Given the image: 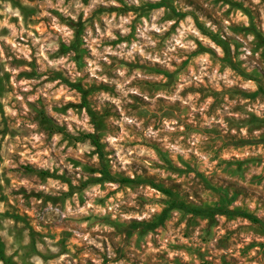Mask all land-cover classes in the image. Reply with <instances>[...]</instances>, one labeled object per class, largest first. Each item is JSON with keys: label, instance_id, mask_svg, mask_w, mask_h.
Listing matches in <instances>:
<instances>
[{"label": "rangeland", "instance_id": "rangeland-1", "mask_svg": "<svg viewBox=\"0 0 264 264\" xmlns=\"http://www.w3.org/2000/svg\"><path fill=\"white\" fill-rule=\"evenodd\" d=\"M82 2L87 6L88 0ZM117 3L123 6H100L92 15L117 13L126 18L127 12H132L136 18L124 25L130 28L127 34L116 28L111 31L115 39L101 38L100 47L112 51L104 53L105 60L100 64H107L108 69L123 67L126 75L141 72L144 79L139 88L149 92L164 91L154 104L150 105L142 95L128 93L131 103L126 108L118 106L112 103V99L119 96L116 86L122 78H118V72L106 70L105 79L97 80L90 71H83L95 57L94 49L85 46V24L90 25L91 17L86 22L82 12L76 21L61 18L63 27L69 28L72 36L63 38L51 55L45 52L48 60L63 59V64H57L56 68L48 66L43 56L37 57L31 42L25 43L19 37L13 40L14 44L27 48L25 58L23 51L13 55L9 51L12 45L0 41L5 53L0 57V176L4 186H11L13 181L18 184L8 195L0 186V206L6 208L0 213V230L7 220L13 222L11 229L15 230L17 238L27 230L33 251L37 239L59 237L57 244L62 255L68 250L67 243L74 238V229L65 223L66 218L61 213L71 212L75 205L81 210L80 222L97 229L95 233L82 230L83 234L102 237L103 253L94 246H89L91 251L84 250L77 239L73 247L80 251L73 253L74 264H80L78 256L86 264H109V256L115 264H169V252L182 253L172 256L171 264H248L246 258L264 260V144L258 143L264 140V97H248L259 86L264 87V9L253 12L244 7L243 0H147L140 8L129 7L124 0ZM11 4L20 9L23 22L38 40L48 32V18L35 19L38 9L24 7L20 0H11ZM151 4H162L164 14H160L162 8L150 9ZM49 11L50 15L59 16L55 10ZM240 15L245 19L240 20ZM141 17L145 21L151 17L156 19L144 24L141 28L144 34L138 35ZM3 19L0 16V23ZM9 23L15 25L17 18L11 17ZM162 23H167L163 34L151 27V24L159 27ZM99 25L101 31L109 27L103 21ZM51 31L56 32V28ZM184 33L193 36L199 33L195 39L188 37L196 48L190 52L182 49L188 52L186 57L177 56L175 60L162 63L166 59V39L176 35L183 42ZM8 35V28H0V36ZM95 35L93 31V39ZM211 36L223 46H218ZM236 36L241 39L237 40ZM249 36L251 40L247 39ZM133 43L139 51H132L131 58H126ZM120 45L123 47L118 48ZM152 48L160 53L156 59L145 51ZM217 48L223 53L219 59ZM95 51L99 52L100 48ZM7 56H12V60L5 64ZM241 56L245 58L240 59ZM197 58L201 67L211 61H215V67L212 71L205 67L203 74L198 73L196 67L187 72ZM41 75L47 76V80L33 83L39 81ZM181 75L186 79L199 75L200 80L181 86L184 85ZM228 81L232 83L226 85ZM25 84L30 91L21 95ZM46 84L54 86L50 90L54 92V104L46 103L48 94L45 92L35 101L27 100L25 107L29 111L23 116L18 102L12 107L10 97L14 91L23 100L27 95H36V89ZM249 84L251 87H246ZM102 93L109 99H103ZM173 95L178 99H171ZM189 96L195 97L194 101L185 103ZM126 111L133 114L129 119L135 118L137 113L140 117L147 116L151 123L144 121L141 126L152 127L157 138H141L131 127H125L120 121L121 113L126 114ZM9 112L16 115L11 116ZM161 123L173 129L171 136L161 133ZM32 124L34 128L27 127ZM177 124L179 134L175 131ZM77 126L83 131L74 136L68 129L76 131ZM93 133L102 144L104 164L114 180L96 181L101 177L99 155L91 141L84 138ZM125 133L131 144L127 154L122 150L126 141L119 138ZM56 136L59 140L53 141ZM30 137H35L32 144L28 143ZM53 144L58 148L64 145L59 156L50 151ZM185 144L195 151L189 152ZM68 148L73 151L65 155ZM131 148L139 149L141 154L137 156ZM178 148L180 152L176 151ZM6 149L11 151L6 152ZM49 157L53 159L51 170L46 167ZM81 172L87 174L88 179L80 176ZM73 173L79 181L76 188L72 185ZM19 180H26L27 184ZM97 185L100 186L97 192L89 193L88 197V210L98 209L96 221L89 225L92 217L84 216L85 200L80 193ZM160 190H168L171 195ZM100 192L105 195L100 196ZM129 194L143 211H124L129 206L121 204L114 220L112 205ZM175 200L213 214L199 216L173 210L156 231L136 230L129 234L134 222L157 220ZM238 212L252 214L262 223L244 219ZM138 216L144 219H137ZM36 227L41 231L37 232ZM247 233L255 239L249 238L242 246L240 234ZM169 237L180 243L169 244ZM4 248V243L0 242V261L12 264L11 258L5 257ZM41 259L51 257L41 256Z\"/></svg>", "mask_w": 264, "mask_h": 264}, {"label": "clouds", "instance_id": "clouds-1", "mask_svg": "<svg viewBox=\"0 0 264 264\" xmlns=\"http://www.w3.org/2000/svg\"><path fill=\"white\" fill-rule=\"evenodd\" d=\"M147 2V0H124V3L127 4L129 7L135 6L136 8H140V6ZM244 2V7L253 10V12H257L259 10L264 9V0H243ZM21 5L27 8H36L38 11L36 12L35 19L40 20L43 17L48 18V32L39 38L33 35V32L29 26H26V24L23 22V18L21 15V11L19 8H13L11 4V0H0V16H3V22L0 23V28L6 27L9 29V35L7 37L0 36V41H5L6 44L12 45L11 51L13 55H15L17 52L23 51L25 53V58H27V48H24L20 44H14L13 40L19 37L21 40L25 41V43L31 42V45L36 48V54L37 57L43 56L44 61L47 62V65L56 68L57 64H63V59L61 60H48V56L45 55V52L48 53V55H51L53 52L57 50L59 47L60 41L65 38V37H71L72 36V31L69 28L63 27L61 23V18L64 21H67L68 18H71L72 21H76L77 17L80 15V13H83V18L87 22L89 21V18L91 17V23L90 25L88 23L85 24V33H86V39H85V46L88 48H93V53L92 55L95 57V60L90 61V67H86L83 69V71L88 72L90 71L93 76H96L97 80H103L105 79V71H112V72H118V78H122L121 82L117 84V92L119 93L118 98L112 99V103L125 107L131 103L127 99L128 93H135L137 96H143L144 100L149 101V104H154L160 96L164 95V91H152L149 92L145 89H141L138 87L139 83L144 79L143 75L141 72H133L128 75H126V69L123 67H117L115 69H108L107 64L101 65L100 61L105 60L104 53L105 52H111L112 50L109 48H101V38L102 37H108L110 39H115L114 36L111 35L112 29L120 28L122 34H127L130 31L129 27H124L125 24H130L133 19H135V15L132 12H127L126 18L123 16H118L117 13H112L111 15L105 14L101 15L99 17H94L93 11L100 7L104 6L105 8H108L112 5H115L116 8H121L123 5L120 3H117V0H88L87 6L82 2V0H20ZM49 10H55L56 12L59 13V16H53L50 15ZM165 10L162 8L160 9V14L163 15ZM11 17H16L18 23L15 25L9 23V19ZM155 17H151V20H155ZM240 20H244V16L240 15L239 16ZM151 20L145 21L143 17H141V27L137 28V33L138 35H143L144 32L141 31V28L143 27L144 24H149L151 23ZM103 21L105 24H107L109 27L101 31L99 22ZM151 27L156 28V31L163 34L165 28L167 27V23H162L160 24L159 27H156L155 24H151ZM53 28H56V32H52L51 30ZM93 31H95L96 35L95 38L93 39ZM227 32V29H225ZM59 33V35L57 34ZM230 36L234 35L232 33H228ZM184 40L181 42V37L172 35L166 39V44H167V49L164 52V57L166 59H163L161 62L162 63H167V60H175L177 56L184 58L188 55V52L181 51L182 49L187 48L189 52L193 49L196 48L195 43H192L188 37L192 36L193 39L195 37L199 36V33H195L193 36L192 33H184ZM237 40L241 39V36H236L235 37ZM248 40H251L252 37L249 36L247 37ZM44 41H48L47 43H44ZM40 45L37 47V45ZM141 47H143V43L140 44ZM123 46L120 45L118 48H122ZM96 48H100V51L97 52L95 51ZM132 51H139V48L137 47L136 43L131 44V51L128 52V55L126 58H131V52ZM145 51L149 52L150 56L152 59H156L158 55H160L159 52L155 48L152 49H145ZM216 52L218 53L217 59H219V56L223 55V53L220 52V49L217 48ZM4 48L0 47V57L4 56ZM119 55V53H116ZM248 53L245 52V55ZM143 55V53H141ZM71 57V53L69 54V58ZM17 58H19L17 56ZM245 56H241L240 59H244ZM199 59L195 61L194 64H192L188 69H186L187 72H191L192 67H196L197 72L200 74L204 73V68L207 67L209 71H212V69L215 67V61H211L209 64L204 65L203 67L200 66L199 64ZM203 59L207 60V57H203ZM12 60V56H7V59L5 61V64L10 62ZM38 63H40L38 59ZM107 63H111V61H108ZM180 61L177 60V65H179ZM71 67V66H69ZM100 73V75H96L97 73ZM76 75H80V73H76ZM180 79L184 81V85L181 86H187L188 83H194L196 80H200L199 75H194L190 76L187 79L181 75ZM238 79V78H237ZM47 80V76L41 75L39 81H35L33 83L35 84H40L41 81ZM110 83L112 81H109ZM56 83H59L57 81ZM202 83V81H201ZM232 81L226 82V85H230ZM19 87V85H17ZM52 84H46L42 85L40 88L36 89V95H27L23 100H21L20 95H18L15 91L11 94L10 99L12 100V107L16 106V103L18 102L21 108V116L26 114L29 109L25 107V104L27 100H33L35 101L38 96H43L45 92L48 94V103L49 105L54 104L55 101L52 99L54 96V92L50 91L53 89ZM180 86L177 87V90ZM246 87H251V84L246 85ZM30 91L29 87L27 84H25L24 88L21 91V95L24 93H28ZM103 99H109L107 95H104L103 93L101 94ZM171 99H178L177 96H171ZM195 97L189 96L188 99L185 101V103H189L194 101ZM224 99L226 100L227 97L225 96ZM62 103V102H61ZM59 106V105H57ZM230 106V105H229ZM8 109H6V112ZM148 111H151V109H148ZM11 116H15L16 112H9L8 113ZM133 114L131 112L121 113V123L125 127H131L138 136L141 138L150 136L153 139L157 138V134L153 132L152 127L147 126V124H144L142 127L141 124L144 123V121H147L149 124L151 123V120L147 116L145 117H140L139 113L136 114L135 118L129 119L130 116ZM257 115H260L259 112H257ZM71 119H75V117H70ZM162 119V118H161ZM138 120L140 123H138ZM159 122V121H158ZM27 127L29 128H34L35 125H28ZM91 131V128L88 129ZM68 131L72 135H76L77 132L83 131L82 128L77 126L76 131H73L71 127H69ZM160 131L163 135H169L171 136L173 129L169 128L166 124L161 123L160 124ZM176 133L179 134V124H177ZM120 139H125L126 143L122 146V150L125 152V154L128 153L129 148L131 147V144L129 143L130 138L127 136V133L124 134V136L119 137ZM173 140H176V137H172ZM35 137H30L28 140V143L32 144L33 140ZM107 139V137H105ZM59 140V136L53 137V141ZM178 143L179 141L176 140ZM19 144L22 146L23 145V140L21 139L19 141ZM33 147H36L35 144H33ZM64 145H60V147H56L55 144L52 145L50 148V151L55 152L57 156H59L60 149L63 148ZM171 147V145H169ZM185 147L188 148L189 152H194L195 149L188 147V144H185ZM7 151H11V149H6ZM72 148H68L67 152L65 155L72 153ZM131 151L136 152L137 156L141 154L140 150L137 148H131ZM177 152H180V149H176ZM28 159H31V157H28ZM129 159H135V157H129ZM155 159V157H153ZM7 163V160L5 161ZM63 163V160L61 159L60 161ZM23 163V161H21ZM175 163V162H174ZM44 167L45 165H41ZM53 166V159L52 157L48 158V162L46 164V167L51 170ZM66 167H70L68 165H65ZM62 171V169H61ZM78 171V170H77ZM80 176H82L84 179H88L87 174L85 173H80ZM73 179H72V185L74 188L78 186V179L75 177V173H73ZM19 183H24L27 184L26 180H19ZM0 186L4 187V194L8 195L13 188H16L18 186L16 181H13L11 186H4L3 185V177L0 176ZM99 185L96 186V188L88 187L86 188L80 195L82 198L85 200V211H84V216H91L92 219L88 221V224H92L96 221L97 217V212L98 209L93 207L91 210H88V197L89 193L95 194L97 190L99 189ZM45 191H47V188H45ZM100 196H104L105 194L103 192L99 193ZM11 201H9L10 203ZM123 205H128L129 207H126L124 211L128 210H139L143 211V209L138 208V206L135 205V202L131 200V195L129 194L128 197L124 200H120L117 203L112 205L111 213H112V218L115 220L117 213V209L119 206ZM6 208L4 206H0V213L5 211ZM80 209L76 207L75 205L73 206V210L71 212H63L61 213V216L66 218L65 223L69 226H71L74 231H73V239L71 242L67 243V252L64 254L61 253V248L57 244V240L59 237L56 239H49L47 236L43 238L41 241L40 239H37L35 241L34 245V251L32 250V246L30 243L28 231L25 230L23 232V235L21 238L16 237V232L15 230L11 229V225L13 222L11 220H7L3 224L2 230H0V242L4 243V255L5 257H10L12 264H74L73 261V253L80 251L79 249H76L73 247L77 243V239L79 240V243L84 246V250L91 251L89 246H94L95 249H100L101 253H103V249H101V243L103 242L102 237H90L89 235L83 234L82 230H87L90 232L95 233L97 231L96 228L92 227L89 228L87 225L81 223L82 217L80 216ZM137 219H144L143 216H138ZM244 223H247L246 221ZM19 227V226H17ZM35 227V225H33ZM36 231L40 232L41 229L36 227ZM103 231V229H101ZM110 231V230H109ZM240 243L241 245H246L248 242L249 238L255 239V237H252L250 233L247 234H240ZM117 239H120L117 237ZM235 239V238H234ZM264 239V237H262ZM100 242H97V241ZM169 244L176 243L179 244L180 241L174 240L172 237H169ZM161 243H163V240H161ZM185 244L188 242L185 241ZM87 251H85V255L87 254ZM255 254V252L253 253ZM99 255V254H98ZM174 255H182V253H176V252H169L168 254V259H169V264H171V257ZM41 256L44 257H51V259H41ZM188 257H184V259H187ZM77 259L80 260V264H86V261L82 257H77ZM248 260V264H264V260H261L259 257H257L256 260H252L251 258H246ZM0 264H4L3 261H0ZM109 264H115V262L112 260L111 256H109Z\"/></svg>", "mask_w": 264, "mask_h": 264}, {"label": "trees", "instance_id": "trees-1", "mask_svg": "<svg viewBox=\"0 0 264 264\" xmlns=\"http://www.w3.org/2000/svg\"><path fill=\"white\" fill-rule=\"evenodd\" d=\"M162 7H163L162 4H151L149 6L150 9H158V8H162ZM211 37L214 40V42H216V44L218 46H220V47L223 46L222 42H217V40L215 39L214 36H211ZM258 95H262L264 97V87L263 86H259L258 90L256 92H254L253 94H248V97L249 98H255ZM84 138L89 139L91 141V143L94 145V147L96 148L97 153L99 155L100 165H101V169L99 171V174L101 175V177L96 180L97 183L101 182V181L114 180L111 172L109 171V169L104 164V154H103V150H102V144H101L97 134L96 133L89 134V135L84 136ZM258 143L264 144V140L262 142H258ZM125 181L130 182L131 180H125ZM160 191L167 194V195H171V192L168 190H160ZM173 210H180V211H184V212L191 213L194 215H199V216H210L213 214V212L210 210H202V209H198V208H192V207L186 205L184 202L175 200L169 205V207L167 209L162 211V213L160 214V216L158 217L157 220L134 222L131 225V230L129 231V234L133 231H136V230H140V231L145 232V233L156 231L157 229H159L160 227H162L164 225V223L168 219L169 213ZM237 215L244 218V219H247L253 223H258V224L262 223L256 216H254L252 214L238 212Z\"/></svg>", "mask_w": 264, "mask_h": 264}]
</instances>
